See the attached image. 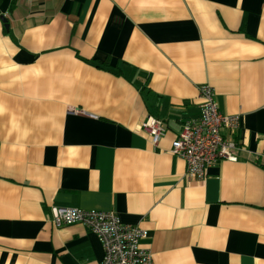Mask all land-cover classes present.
<instances>
[{
  "label": "crops",
  "instance_id": "obj_1",
  "mask_svg": "<svg viewBox=\"0 0 264 264\" xmlns=\"http://www.w3.org/2000/svg\"><path fill=\"white\" fill-rule=\"evenodd\" d=\"M203 83L240 148L188 180ZM54 206L146 229L153 264H264V0H0V264L103 258Z\"/></svg>",
  "mask_w": 264,
  "mask_h": 264
},
{
  "label": "built area",
  "instance_id": "obj_2",
  "mask_svg": "<svg viewBox=\"0 0 264 264\" xmlns=\"http://www.w3.org/2000/svg\"><path fill=\"white\" fill-rule=\"evenodd\" d=\"M198 90L199 113L183 122L170 148L171 154L184 160L188 180L202 179L206 168L220 159H235L234 152L240 148L234 139L240 115H227L218 108L216 92L210 84L203 83ZM142 127L154 145L165 133L163 121L151 115ZM51 214L50 221L56 228L79 223L97 236L103 258L96 264H153L151 252L140 246L148 231L121 222L111 210L54 206Z\"/></svg>",
  "mask_w": 264,
  "mask_h": 264
},
{
  "label": "water",
  "instance_id": "obj_3",
  "mask_svg": "<svg viewBox=\"0 0 264 264\" xmlns=\"http://www.w3.org/2000/svg\"><path fill=\"white\" fill-rule=\"evenodd\" d=\"M3 19V21L6 23V19H4V18H2Z\"/></svg>",
  "mask_w": 264,
  "mask_h": 264
}]
</instances>
